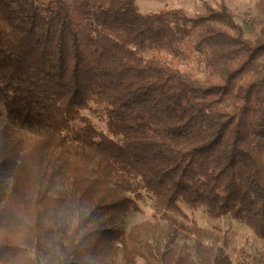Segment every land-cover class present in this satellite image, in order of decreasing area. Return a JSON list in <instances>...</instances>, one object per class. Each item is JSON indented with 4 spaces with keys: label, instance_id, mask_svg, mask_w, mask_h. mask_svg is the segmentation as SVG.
Listing matches in <instances>:
<instances>
[{
    "label": "trees",
    "instance_id": "16d2710c",
    "mask_svg": "<svg viewBox=\"0 0 264 264\" xmlns=\"http://www.w3.org/2000/svg\"><path fill=\"white\" fill-rule=\"evenodd\" d=\"M136 1L0 0V115L14 128H0V264H41L63 217L59 264H117L118 251L123 264H202L200 243L175 242L199 233L185 207L264 239V25L247 36L224 0L192 15ZM191 38L203 78L174 63ZM143 192L153 222L113 227Z\"/></svg>",
    "mask_w": 264,
    "mask_h": 264
},
{
    "label": "rangeland",
    "instance_id": "374dc122",
    "mask_svg": "<svg viewBox=\"0 0 264 264\" xmlns=\"http://www.w3.org/2000/svg\"><path fill=\"white\" fill-rule=\"evenodd\" d=\"M204 1L215 3L220 0H137V6L142 12L158 11L169 7H182L189 14L202 12V4ZM234 12L236 20L243 25L246 35L254 38L259 32L261 25H264V18H257L258 0H224ZM253 19H257V23H253ZM194 38L189 39L184 47L186 48L188 57L185 60H175L174 63L182 70L189 71L198 78L204 77V63L202 57L194 53L192 43ZM91 116V119L100 127L106 130L105 121L94 117L89 111L85 112ZM8 126L14 132V128L7 122L4 114L0 115V128ZM64 177L60 178V184H64ZM153 198L148 192H143L140 199L139 209L130 210L121 218L113 222L112 226L128 232L133 226L141 225L145 222H153ZM187 213L195 219L200 227L199 233L195 234L188 230H183L175 238V242L180 245H186L189 249L194 248L198 242L199 258L202 264H213V258L221 255L229 261V264H256V259L262 257L264 264V239L255 235V233L246 224L233 220L230 217L221 219H213L208 217L202 209L191 210L186 208ZM220 224L227 234L226 244L221 243V247L214 245V238L217 236L215 225ZM67 224L62 218L60 229L54 240L46 249H40L37 252L38 259L41 264H59L67 254V246L64 242ZM144 239H146L144 237ZM158 240V241H157ZM152 241L158 242L163 246L171 247L173 244L169 240H165L162 236L155 235ZM174 242V243H175ZM188 249V250H189ZM117 264H123L121 251L117 253ZM144 264L143 260L140 261ZM219 264H222L219 263ZM225 264V263H223Z\"/></svg>",
    "mask_w": 264,
    "mask_h": 264
}]
</instances>
